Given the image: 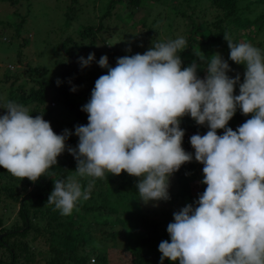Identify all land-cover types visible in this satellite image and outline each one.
<instances>
[{
  "label": "clouds",
  "instance_id": "9594fccd",
  "mask_svg": "<svg viewBox=\"0 0 264 264\" xmlns=\"http://www.w3.org/2000/svg\"><path fill=\"white\" fill-rule=\"evenodd\" d=\"M223 38L229 59L245 66L243 82L239 73L227 74L232 69L220 53L211 55L203 78L197 63L182 67L183 36L119 57L114 67L102 55L97 63L107 73L96 79L81 109L88 123L74 133L56 134L42 114L33 117L27 107L7 101L0 106L6 110L0 115V167L35 183L57 164L74 134L78 144L67 150L76 175L93 179L83 191L74 176L53 181L47 202L61 215H71L78 201L88 200L95 178L106 173L139 178L136 188L144 203L167 201L170 177L193 160L182 147L180 127L181 118L190 116L209 129L190 137L206 188L194 201L197 206L173 213L166 228L170 242L158 246L160 264L165 258L179 264H264V54L250 42H235L228 32ZM195 55L204 59L200 51ZM94 58L89 53L78 61L85 67ZM237 108L251 118L233 130L227 125Z\"/></svg>",
  "mask_w": 264,
  "mask_h": 264
},
{
  "label": "rangeland",
  "instance_id": "374dc122",
  "mask_svg": "<svg viewBox=\"0 0 264 264\" xmlns=\"http://www.w3.org/2000/svg\"><path fill=\"white\" fill-rule=\"evenodd\" d=\"M193 1H189L190 6L194 3ZM140 3L137 6H129L127 0L114 1L111 4L109 0H0V106L7 101L17 100L16 97L8 99L10 89L14 90V92H11L12 95H18L20 92L16 89L18 86H21V90L26 92L30 88L37 89L40 84L48 81L49 87L46 88L43 104H19L27 107L32 116L42 114L43 119L49 121L51 126H65L66 123H71L70 127L86 125L88 123L87 113L81 109L90 100L91 90L94 88L96 79L107 73V69L99 67L97 63L102 55H106L109 66L114 67L117 58L136 53L143 54L152 44L165 42L180 36L184 37V32L192 28L189 17L174 16L170 18L167 16L175 5L181 6L186 2L181 0H142ZM256 3L251 4L248 10H244L242 16L252 19L261 10L264 12V0H258ZM200 20V18L195 20L198 31L203 29ZM140 21H144L145 25H142ZM98 24L100 25L99 28H97ZM87 25L95 29V40L89 47L85 45L88 43V38L86 36L80 37L78 34V30ZM251 28L253 29L254 25L248 29L244 27L240 30L237 42H247L250 35L252 36ZM261 30L264 32V21ZM146 31H150V34H146ZM252 37V42H256L257 37ZM262 37L264 38V33ZM262 37L261 40H263ZM73 42L79 46H74ZM254 46L261 49L263 54L264 41ZM228 50L227 47L222 45L217 53H220L222 57L227 56V62L232 69L228 72L229 76L234 77L237 73L243 76L245 66L232 62L229 59V54L226 55ZM77 52L85 59L89 53H94L95 58L88 66L81 67L78 61L79 56L77 60L72 59V55ZM182 60L189 62V65L193 62L198 64L195 59L190 60L189 56L183 57ZM80 67L82 71L77 72ZM204 68L199 65L197 68L198 77L203 78L206 75ZM57 79L60 80L59 85L56 83ZM70 80L75 82L73 87L76 90H70L66 101H63L60 90ZM51 101L53 105L50 104ZM66 102L68 105H66ZM40 109H48L49 113L45 116V113ZM5 112V109L0 108V115L5 114ZM236 113L240 115L239 108H237ZM248 118H251V114L240 117L234 114L227 126L236 130L239 124ZM190 125L196 127L198 131L191 132L185 124L180 123V127L185 133L183 141H190L192 135H204L209 130L205 125H197L194 120L191 121ZM223 131V129H218L217 134L222 135ZM76 138H72V142L60 156L66 155L71 161H75L67 149L77 146L78 141ZM188 152L193 153V160L190 164L194 168L188 183L192 194L191 198L196 201L199 194L197 190L206 188V185L200 183L203 179V165L195 161L193 148ZM121 175L123 178L131 177L125 172ZM68 176L76 177L80 184L82 179L85 180L82 191L88 187V182L91 180V177L81 178L77 176L75 170H71L69 175L66 174L64 179L66 180ZM106 177L112 179L110 186L107 187L102 183L104 178H98L99 183L92 185L90 198L86 201L81 199L77 202V205L81 203L86 206L90 205L92 198L98 199L101 197L99 190H105V195L108 196V189L120 183L118 176L106 173ZM11 178L15 177L11 175ZM138 179L134 177L135 187ZM19 186L20 184L17 183L16 188H20ZM179 186L175 172L169 179L168 192L170 199L167 201H149L148 203L140 200L136 188L138 213H141V216L154 219L159 225V232H165V235L159 239L139 241L138 244H141L142 250L161 256L158 251L159 243L162 240L170 242V237L166 231L167 225L173 222V213L187 205L184 198L179 194ZM31 189L32 184L25 189V192ZM4 199L5 202L9 203L6 206L0 205V218L3 219L0 226L7 227L17 219L15 216L17 202L6 197ZM138 213L136 212L132 216L137 218ZM109 217H111L109 220H113V215ZM17 224L21 223L17 221ZM133 226L132 222L126 233L131 232L134 236ZM107 228L108 230L121 231L119 223H112L106 226ZM30 235L31 231L23 240H29L30 248L34 247V251L42 249L44 252L46 245L42 243L40 237L31 242ZM122 235L124 233L119 232L113 240L107 239L108 236L103 240V242L106 241L109 244L105 249L106 259L104 264H130L129 253L123 247L124 239ZM130 236L128 234L126 237ZM2 250L0 248V252ZM89 258L87 264H95ZM171 264H178V261H172Z\"/></svg>",
  "mask_w": 264,
  "mask_h": 264
},
{
  "label": "trees",
  "instance_id": "16d2710c",
  "mask_svg": "<svg viewBox=\"0 0 264 264\" xmlns=\"http://www.w3.org/2000/svg\"><path fill=\"white\" fill-rule=\"evenodd\" d=\"M114 1L109 0L111 4ZM142 0H127V5L137 6L141 4ZM156 1V0H153ZM186 4L181 6H174L167 16L173 18L174 16L182 18H190L191 29L184 32V38L187 41V48L179 53L182 60L183 57L189 56V59H195L200 67H207V62H210L211 55L217 53L222 45L227 47V42L223 38V34L228 32L233 40L237 42L239 31L244 27L251 28L252 36L257 37L256 42H252V36L248 38L247 42L253 45L262 43L264 33L261 28L264 21V12L261 10L257 16L250 19L247 16H242L244 10H248L251 4H257L258 0H194L193 4H189L190 0H181ZM260 2V1H259ZM243 3V5H242ZM206 4V5H205ZM173 6V4H172ZM185 6V7H184ZM202 8H199V7ZM109 9V8H108ZM264 9V7H263ZM190 10V11H189ZM263 12V13H262ZM106 12L104 13V15ZM210 14V15H208ZM196 18H200V25L203 29L197 30L195 26ZM142 25H145L144 21H140ZM99 24L97 28H99ZM80 37H87L88 43L85 44L89 47L95 40L94 27L87 25L78 30ZM146 34H150V31H146ZM261 37L263 40H261ZM69 39V38H68ZM67 41V40H65ZM74 46H79L73 42ZM82 45V46H85ZM202 52L204 59L199 60L195 53ZM229 54V50L226 55ZM264 54V49H263ZM81 55L77 52L72 55L73 60H77V57ZM227 60V56H223ZM189 65V62L182 60V67ZM232 66V64H231ZM242 66V64H241ZM82 71V68H78L77 72ZM229 75V73H227ZM243 76L240 74V81L242 82ZM49 82L40 84L37 89L30 88L26 92L21 90V86H18L20 92L18 95H12L9 90V98H17L16 103H34L41 105L45 102L46 88L49 87ZM75 82L70 80L63 89L60 90V94L63 97V101H66L67 94L73 88ZM234 94H239L238 85L235 86ZM66 105L67 102H66ZM44 112L45 116L49 113L48 109H40ZM236 116H242L243 114L235 113ZM33 117H35L33 115ZM250 119V118H248ZM193 119L190 116L185 115L181 118L180 123L185 124L189 131L194 132L198 129L191 126L190 123ZM245 121H242V125ZM71 124V123H70ZM69 123L65 126H54L52 129L56 134H62L65 129L70 133H74L75 127H70ZM206 126V125H205ZM77 137L74 134L69 135L66 140V147L72 142V138ZM78 141V137L76 138ZM182 147L185 151L192 149L190 141H182ZM76 169V162L71 161L66 155L57 157V164L50 168L45 176H41L35 183L29 181L27 178L20 180L19 178H11V174L8 173L3 167H0V205L6 206L4 197L17 202V210L15 216L17 219L9 226H0V248L3 250L0 252L1 264H87L89 256L95 264H104L106 259V248L109 244L103 240H113L116 234L123 232L124 243L123 247L127 250L130 256V264H160V256L151 253L150 251H144L141 248L139 241L156 240L165 235V232H159V225L154 219H149L145 216H141L138 213V195L136 193L134 177L123 178L122 173L118 176L120 183L113 185L108 190V196L105 195V190H99L101 197L98 199L92 198L90 205L86 206L84 203L78 204L73 210L71 215H61L59 210H55L54 205L47 202V198L52 191L54 185L53 181L58 179H64L66 174L69 175L71 170ZM193 165L190 162L183 164L178 171H176V177L178 178L179 194L184 198L188 204H194L190 191V185L188 179L192 176ZM74 174V173H72ZM124 180H123V179ZM93 178H91L92 180ZM127 180V181H126ZM112 179L105 177L102 181L103 184L110 186ZM20 184V188H16V184ZM85 180H81V186L85 185ZM99 179L95 178L94 184H98ZM32 184V189L25 192V189ZM205 188L198 189L197 193L202 194ZM111 195V196H109ZM194 206H197L194 204ZM124 212V213H123ZM138 213L137 218H134L132 214ZM122 214V216H120ZM110 215H113V220ZM20 219V220H18ZM0 218V225L2 224ZM19 221L21 224H17ZM133 222L131 232H127V228ZM112 223H119L121 231L108 230L106 226ZM100 229V230H99ZM31 231L29 239L34 241L37 237H40L42 243L46 245V250L42 249L34 251V247L30 248L29 240H23L27 237V234ZM130 234V237H126ZM114 244V243H112ZM89 258V259H90ZM93 258V259H92ZM172 261L167 258L164 259L163 264H171ZM179 264V262H178Z\"/></svg>",
  "mask_w": 264,
  "mask_h": 264
},
{
  "label": "built area",
  "instance_id": "2783aa9c",
  "mask_svg": "<svg viewBox=\"0 0 264 264\" xmlns=\"http://www.w3.org/2000/svg\"><path fill=\"white\" fill-rule=\"evenodd\" d=\"M50 104L53 105V102L51 101Z\"/></svg>",
  "mask_w": 264,
  "mask_h": 264
}]
</instances>
